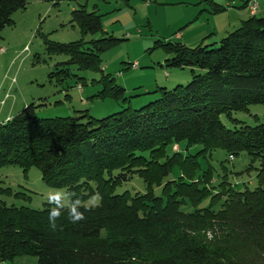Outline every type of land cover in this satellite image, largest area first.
Returning a JSON list of instances; mask_svg holds the SVG:
<instances>
[{
    "label": "trees",
    "instance_id": "16d2710c",
    "mask_svg": "<svg viewBox=\"0 0 264 264\" xmlns=\"http://www.w3.org/2000/svg\"><path fill=\"white\" fill-rule=\"evenodd\" d=\"M27 3L0 0V38ZM73 21L84 34L102 31L96 11L75 10ZM118 41L46 43L48 53L69 56L60 64L99 69L101 54ZM160 45L174 53L169 65L203 72L193 70L188 84L160 88L156 100L138 109L127 106L101 118L87 111L39 118L31 103L0 122V167L36 166L45 183L66 187L70 199L69 206L55 199L43 209L0 199V260L33 255L37 264H264V122L232 129L221 120L264 105V16L251 15L219 42ZM104 78L101 94L122 97L125 89ZM181 142L202 149L167 153ZM217 149L233 158L246 153L247 170L257 169V187L237 189L223 180L216 191L213 169L200 172V158ZM175 170L177 177L167 179ZM135 174L146 192L116 193ZM11 190L0 185V194ZM95 195L99 204L86 205ZM209 197L213 203L199 207Z\"/></svg>",
    "mask_w": 264,
    "mask_h": 264
},
{
    "label": "rangeland",
    "instance_id": "374dc122",
    "mask_svg": "<svg viewBox=\"0 0 264 264\" xmlns=\"http://www.w3.org/2000/svg\"><path fill=\"white\" fill-rule=\"evenodd\" d=\"M248 0H27L25 9L13 13L14 24L6 26L0 38V122L13 116L25 106L38 105L39 118L73 116L85 111L101 118L131 106L141 108L156 100L160 88H174L188 84L194 67H176L167 63L174 56L160 45L163 42H181L189 47L219 42L228 33L239 28L251 14ZM259 2L258 17L264 16V0ZM218 8H217V7ZM84 8L101 15L102 31L83 33L73 21V12ZM113 36L119 41L100 56L99 69H85L77 64H60L69 61L66 54H50L47 43L89 41ZM68 68L64 72L60 69ZM58 72V73H57ZM104 76L114 78V84L123 87L122 97L104 96L107 86ZM230 128L242 125L255 126L264 122V105L252 104L245 111L221 115ZM177 149L182 153L196 154L202 146L187 143L169 145L167 153ZM200 172L213 169V186L220 191V182L227 180L237 189L258 185L257 169L247 170L250 159L246 153L230 159L224 149H217L212 156L200 158ZM223 162V163H222ZM255 166H259L258 162ZM175 170L167 179L176 178ZM0 185L12 190L0 194L8 205L43 209L59 199L69 206L66 187H54L44 182L38 167L28 171L18 165L0 167ZM124 191L146 192L144 180L134 175L123 182L116 193ZM161 187L155 188L161 194ZM223 199L214 204L218 209ZM212 202L204 199L199 207ZM86 205H98L97 195L90 197ZM193 210L190 205L183 206ZM15 264H37L33 255L16 257Z\"/></svg>",
    "mask_w": 264,
    "mask_h": 264
},
{
    "label": "built area",
    "instance_id": "2783aa9c",
    "mask_svg": "<svg viewBox=\"0 0 264 264\" xmlns=\"http://www.w3.org/2000/svg\"><path fill=\"white\" fill-rule=\"evenodd\" d=\"M247 6L249 8V12L251 13V15H255L258 13V7H259L258 1L249 0ZM230 158H233V156L231 155Z\"/></svg>",
    "mask_w": 264,
    "mask_h": 264
},
{
    "label": "crops",
    "instance_id": "0c3cea01",
    "mask_svg": "<svg viewBox=\"0 0 264 264\" xmlns=\"http://www.w3.org/2000/svg\"><path fill=\"white\" fill-rule=\"evenodd\" d=\"M258 4H259V2H258ZM247 11L249 12L248 6H247ZM249 14H251V13L249 12ZM11 117L12 116H7L4 121L10 119ZM14 262H15V260L14 261H2V260H0V264H15Z\"/></svg>",
    "mask_w": 264,
    "mask_h": 264
}]
</instances>
